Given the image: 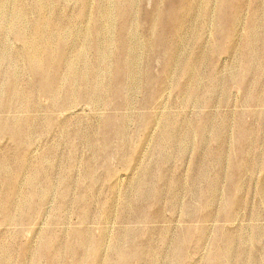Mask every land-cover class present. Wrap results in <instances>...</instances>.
<instances>
[{"label": "rangeland", "instance_id": "obj_1", "mask_svg": "<svg viewBox=\"0 0 264 264\" xmlns=\"http://www.w3.org/2000/svg\"><path fill=\"white\" fill-rule=\"evenodd\" d=\"M45 1L0 0V264H264V70L245 54L264 67V0H107L96 106L65 95L68 65L44 66L57 100L40 90L14 30L40 18L73 44L98 0Z\"/></svg>", "mask_w": 264, "mask_h": 264}, {"label": "bare ground", "instance_id": "obj_2", "mask_svg": "<svg viewBox=\"0 0 264 264\" xmlns=\"http://www.w3.org/2000/svg\"><path fill=\"white\" fill-rule=\"evenodd\" d=\"M106 1L107 0H98L96 12L92 14H90L89 12L86 13L88 15V23L86 25V28L84 29V31L82 32L80 36L76 35L77 41L74 42L73 44H70L67 41L66 36L64 35V32L66 31V29L63 30L62 28L59 32H56L53 30L52 26H46L45 25L46 23L43 20H40V18H37L35 19V23H37L35 28L32 29L30 32H26L24 21L16 17L17 20L15 21V24L21 27L16 28L14 32L16 33V36H18L20 41L23 43V48H22V51L20 52V56L29 63L33 73L39 78L40 86H42L40 90L49 92L51 97L54 100L58 99L57 97L60 94L59 90L61 89L57 87L52 88L53 85H51L50 83H53V82H50L44 78V71H45L44 66H45V63L49 61H54L59 64V65H55L54 68H60L62 66H67V65L69 66L67 68L69 71V74L66 76V79H65L66 81H68L67 87L69 91L65 93V95H67L68 98L70 99H79V98L84 99L85 98L88 102H90L92 105H95V106L105 101L107 87L106 85L102 86L99 83L102 81L103 76L105 75L106 71L110 70V65L108 62L106 63V60L109 59L110 57V47L113 44V40L110 35L112 29L108 22L109 16L111 15V13L109 12L108 7L106 6ZM40 3L45 5L46 1L40 0ZM17 15L19 17L23 16L21 11H19ZM4 20L5 19L2 18L1 22H3ZM149 21L154 27L155 24L157 23V18L151 17ZM6 24L9 27L8 20L2 23V28L5 32H7L5 29ZM66 24L68 25L69 22H67ZM101 29L103 30L102 32H101ZM89 36H91L92 38L94 37V42L97 47V57L94 61L88 59L89 54H88V50L86 46H87V37ZM252 37L254 39L255 35ZM251 43H249V45L246 46L245 54L247 55L248 50H249L250 58L254 57L251 62L252 70L255 72L256 71L259 72L261 70H264V67H262L260 64L258 65L257 57L254 56L253 47L250 46ZM69 46L74 47L73 52H71L68 49ZM3 57H4V60L6 59L8 60L7 55H3ZM247 58H249L248 55H247ZM201 59H203V56L200 55L199 57H197L196 60L199 61ZM117 66L120 70L127 71V73H130L135 70L136 62L131 61L125 57H119L117 61ZM13 67H14V64H13ZM91 76H93L94 79L95 78L98 79L99 81V82L97 81L98 83L95 84L93 88L89 85L90 81L92 82ZM78 81L80 82L77 83ZM91 88H92V91H91ZM26 93H27L26 91H23V92L19 91V94L22 98L26 97ZM31 107H32V104H28L26 106L27 109ZM239 135L242 137L244 136V133L239 132ZM199 136L200 138H202L203 132H200ZM124 137L126 138L125 132H124ZM182 137L188 138L187 133H184ZM172 138H175V136H172ZM249 139L250 138H248L247 140ZM91 146L95 150L100 152L106 149L109 146V144L106 141H103V142L92 141ZM162 165H164L163 162L157 165L158 170L162 169L161 168ZM159 194L160 192L156 193L155 194L156 197L154 198H158ZM27 200H28V197H27ZM84 212L85 210H80V214L82 215L83 219L87 217V214H85ZM189 214H191V212ZM7 218H10V216H7ZM139 220H141V217H139ZM77 235L79 237V240L83 239L84 238L83 230L78 231ZM231 242L232 241L230 242L228 241L227 243L222 245L223 249L227 251L228 253L232 249L230 245ZM118 247L119 246H117V248ZM223 249L221 250L223 251ZM246 250H248V252L254 251V249H251L249 247V242L245 240V242L241 245V249L239 250V253L241 252L242 254V252ZM218 257L219 256L214 255L213 258L212 257L209 258L206 264L217 263ZM58 258H59L58 255H57V259L53 257L50 264H57ZM2 261L3 259L0 258V262ZM246 263L253 264L252 258L251 257L248 258V261L246 260Z\"/></svg>", "mask_w": 264, "mask_h": 264}]
</instances>
